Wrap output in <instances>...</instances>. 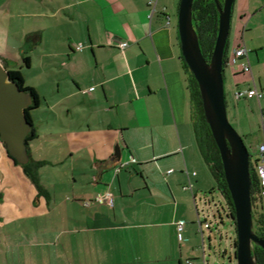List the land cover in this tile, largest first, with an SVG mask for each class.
<instances>
[{
	"label": "crops",
	"instance_id": "0c3cea01",
	"mask_svg": "<svg viewBox=\"0 0 264 264\" xmlns=\"http://www.w3.org/2000/svg\"><path fill=\"white\" fill-rule=\"evenodd\" d=\"M154 1L152 11L148 0H0V62L19 69L40 98L27 151L42 188L0 146V264H222L226 251L212 245L199 207L210 205L199 193L208 166L194 132L180 0ZM238 49L245 56L226 66L255 162L264 0L233 1L227 59ZM254 89L261 97L234 98Z\"/></svg>",
	"mask_w": 264,
	"mask_h": 264
},
{
	"label": "water",
	"instance_id": "95a60500",
	"mask_svg": "<svg viewBox=\"0 0 264 264\" xmlns=\"http://www.w3.org/2000/svg\"><path fill=\"white\" fill-rule=\"evenodd\" d=\"M194 0H180L177 28L181 54L199 89L203 114L219 150L224 179L234 207L236 228V264H257L253 247L264 250V240L253 230L251 204V157L242 137L227 119L223 78V57L230 32L234 0H214L218 12V30L209 62L203 57L192 23ZM32 104L28 92L19 89L0 62V142L18 164L29 161L26 138L32 124L25 110ZM120 160L118 147L114 152Z\"/></svg>",
	"mask_w": 264,
	"mask_h": 264
},
{
	"label": "trees",
	"instance_id": "16d2710c",
	"mask_svg": "<svg viewBox=\"0 0 264 264\" xmlns=\"http://www.w3.org/2000/svg\"><path fill=\"white\" fill-rule=\"evenodd\" d=\"M219 1L220 3L223 2V0H219ZM192 23L197 33L201 53L205 58V60L209 62L218 30V12L214 0L193 1ZM23 62L24 64H26V66H28L29 58L23 57ZM226 64H227V43L224 50L223 66H225ZM2 65L8 71L10 79L18 85L19 89L28 92L31 95L32 104L26 108L25 113L28 121L32 124L30 111L32 109L39 107L40 105V98L38 94L35 92L33 88L28 87L26 85L24 76L19 69H9L5 61H2ZM183 66L187 71V73L189 74L188 89L190 94L192 120L194 125L196 143L203 160L207 164L209 170L211 171L213 177L216 180V189L221 193L222 197L224 198L225 204L224 205L221 204V208L226 210V215L236 231L235 219H234V207L230 199L229 192L227 190V185L224 179L223 166H222L219 150L212 137L210 128L204 118L198 85L193 75L189 71L187 65L185 64V62H183ZM35 137L36 134L32 127L29 135L26 138V145L29 140ZM0 146L4 150L6 157L15 165L20 166L22 168L24 175L35 185V187L38 190H42L38 182L39 180L37 174L38 163H34L28 156L29 161L26 164L20 165L11 156L7 154L1 142H0ZM250 176H251L250 198L252 204L253 230L254 233L258 236V238L264 240V211H263V207H260L258 203L260 199L259 197L260 187L254 167L252 165L250 168ZM213 190L214 188L211 189L210 192H212ZM232 243L235 248L236 238L233 239ZM253 255L255 257L257 264H264V250L262 248L258 246H254Z\"/></svg>",
	"mask_w": 264,
	"mask_h": 264
},
{
	"label": "rangeland",
	"instance_id": "374dc122",
	"mask_svg": "<svg viewBox=\"0 0 264 264\" xmlns=\"http://www.w3.org/2000/svg\"><path fill=\"white\" fill-rule=\"evenodd\" d=\"M5 45H6L5 36L3 35L2 38L0 37V47H4ZM20 47H23V44ZM230 67L231 66L225 65L224 70H223L227 119L229 123L232 125V127L236 130V132L242 137L240 128L238 124L236 123V119H237L235 117V103L236 102L234 103L233 101V95H232V90H231L232 84L230 82V77H229ZM247 127L249 128V124L247 125ZM243 141L248 149L251 160H253L254 156L256 155L254 144L252 145L251 143H248L245 139H243ZM3 163H4L3 158L1 155L0 156V168L2 167ZM202 165L203 167H202L201 172L204 175L205 187L201 188L199 193L200 195H203L204 197H206L207 200L209 199L210 205H206L205 203L199 202V207L205 210L204 211L205 215L208 216L206 217L212 223V226H211L212 227L211 231L213 233L212 245L215 246L216 249H220L221 254L222 252L224 253V251H226L224 258H221L223 259L222 264H236L235 248L232 243L233 239L236 238V231L234 229V226L232 225V223L230 222L229 218L226 215V210L221 208V204L224 205L225 201L221 193L216 189V182L213 180L209 172V169L206 167V165L204 163H202ZM209 188H214V190L210 193V190H208ZM0 191H1V187H0ZM216 229L217 231L219 230L222 237L220 236L219 232L216 231ZM205 244L206 246L209 244V240L207 237L205 239Z\"/></svg>",
	"mask_w": 264,
	"mask_h": 264
},
{
	"label": "built area",
	"instance_id": "2783aa9c",
	"mask_svg": "<svg viewBox=\"0 0 264 264\" xmlns=\"http://www.w3.org/2000/svg\"><path fill=\"white\" fill-rule=\"evenodd\" d=\"M155 3L156 2L154 0H148V4L152 8V11L154 9ZM161 11L163 13H166V8L163 7ZM168 21H169V17L166 15V24L169 23ZM126 45H127L126 43H122L120 46L125 47ZM77 48L79 50L82 49L81 46H78ZM244 56H245V50L243 49L235 50L232 57L230 59H227V64L235 65ZM242 68L244 71H250V66L248 61L243 62ZM251 95H255L258 98L261 97V93H259L256 89H254L249 91H237L234 94V98L238 99L241 96H251ZM260 129L262 133V141L257 146L258 158L255 162L253 160H251V162H252V166L254 167L256 177L259 183V187H260L259 197L264 211V108L261 110ZM109 198H110V194L106 193L105 195L96 196L95 201L101 204L106 202ZM199 224H200V228H199L200 230H202V227L208 228L210 226L208 222H205L204 224L200 222Z\"/></svg>",
	"mask_w": 264,
	"mask_h": 264
}]
</instances>
